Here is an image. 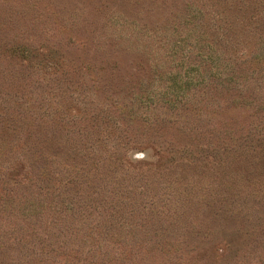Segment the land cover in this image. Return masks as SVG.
Listing matches in <instances>:
<instances>
[{
  "label": "rangeland",
  "instance_id": "obj_1",
  "mask_svg": "<svg viewBox=\"0 0 264 264\" xmlns=\"http://www.w3.org/2000/svg\"><path fill=\"white\" fill-rule=\"evenodd\" d=\"M0 264H264V0H0Z\"/></svg>",
  "mask_w": 264,
  "mask_h": 264
}]
</instances>
